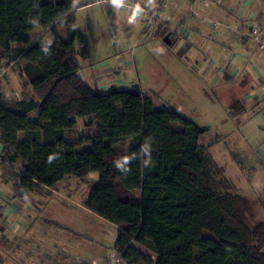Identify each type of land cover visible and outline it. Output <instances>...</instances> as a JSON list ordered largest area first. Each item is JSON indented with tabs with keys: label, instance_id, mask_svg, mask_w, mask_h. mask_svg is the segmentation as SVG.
Here are the masks:
<instances>
[{
	"label": "trees",
	"instance_id": "1",
	"mask_svg": "<svg viewBox=\"0 0 264 264\" xmlns=\"http://www.w3.org/2000/svg\"><path fill=\"white\" fill-rule=\"evenodd\" d=\"M75 10L74 0H0V76L21 57L36 95L11 108L0 104L1 140L12 147V162L23 163L21 184L51 188L68 175L97 172L86 206L118 226L115 248L126 264H264V222L248 225L239 209L244 199L222 190L214 178L217 168L203 142L209 129L175 109L156 107L138 84L106 92L89 86L78 75L75 42L85 38ZM58 23L68 40L60 36ZM159 30L169 33L167 27ZM47 32L54 41L45 55L41 39ZM19 42L22 46H13ZM81 50L86 56L88 50ZM79 121L98 123L96 132L71 141L67 133ZM149 139L151 167L135 160L123 176L114 160L138 152ZM125 141L130 146L119 151ZM52 152L60 158L47 164ZM137 189L141 199L135 201L131 193ZM133 242L154 252L156 261Z\"/></svg>",
	"mask_w": 264,
	"mask_h": 264
},
{
	"label": "rangeland",
	"instance_id": "2",
	"mask_svg": "<svg viewBox=\"0 0 264 264\" xmlns=\"http://www.w3.org/2000/svg\"><path fill=\"white\" fill-rule=\"evenodd\" d=\"M74 1L77 26L85 38L75 42L80 75L95 68L110 73L109 68H113L124 82L142 85L159 107L175 109L188 120L209 129L208 138L203 142L209 146L208 154L217 168L214 178L222 183V190L239 193L244 199L239 209L243 210L248 225L256 228L262 225L264 84H258L255 72L250 71L246 77L248 82L242 85H233L222 78L213 82L205 74L209 60L200 68L194 55L182 48L185 38L180 34L172 35L171 43L167 44L165 31L156 27L145 31V23L139 16L121 18L119 13H108L106 5L100 2L83 6L91 0ZM196 9L200 11L202 7L197 5ZM56 27L68 40L65 27L61 23ZM174 27L171 23L168 31ZM28 37L35 36L31 32ZM203 39L213 44L208 38ZM48 40H54L50 32L41 39L43 43ZM19 44L23 43L16 45ZM82 47L88 50L86 56L82 54ZM157 48H162L163 53L158 54ZM116 62H121V66L116 67ZM108 64L110 67L103 69ZM24 67L21 57L6 65L0 76V104L11 108L19 101L36 98ZM261 74L264 76V71ZM255 94H260L261 99H253ZM241 104L243 110L239 111ZM232 110L239 112L233 114ZM96 128L97 125L87 126L79 121L67 136L71 141H78L81 135L94 134ZM18 135L23 140L24 133ZM130 144L125 141L117 149L123 151ZM86 147L87 143L78 148ZM13 154L12 147L0 138V263L99 264L105 255L107 264L115 251L118 226L88 211L85 205L98 173L91 172L85 178L68 175L56 188H25L20 181L23 163L20 159L12 162ZM131 194L135 201L141 199L140 190ZM133 243L156 261L154 252Z\"/></svg>",
	"mask_w": 264,
	"mask_h": 264
},
{
	"label": "crops",
	"instance_id": "3",
	"mask_svg": "<svg viewBox=\"0 0 264 264\" xmlns=\"http://www.w3.org/2000/svg\"><path fill=\"white\" fill-rule=\"evenodd\" d=\"M141 1L147 3V0ZM93 2H100V4L102 5L105 4V10L108 13H119L121 18H126L129 15L137 17L136 12L133 11V9H131L130 7L124 6L120 9H117L113 5H111L109 0H91V2L82 5H89ZM190 5V2L188 1H178L177 3L168 7V11L170 10L175 25L174 30L170 32L173 33V36L178 37L180 34L181 38H183L182 34L179 33L181 29L180 26H184L188 30H190V34L187 39H185V43L182 42L181 44L182 48L194 55V59L198 62L200 68H204L205 63H208L209 60V65L205 68L206 76L213 80V82H216L218 78H222L226 82L230 83L231 81L233 85L237 83L242 85L248 82V78L246 77L250 71H253L258 78V84H264V76H262L261 74V71H264V52L258 50L257 46L253 42L248 41L244 37L247 15H249L251 10L253 9L263 10L264 4H261L260 2L252 4H242L238 2V4L235 5L233 4V0H225L222 3H213L211 7L201 6L202 9L200 11L197 10L201 14V16H203L207 20L216 19L222 23V26L218 30L215 37H211L209 34V21L194 16L191 11ZM194 6L196 8L197 5L195 4ZM62 38L65 39L64 37ZM203 38H208V40H211L213 44L210 45L209 42L205 41ZM53 41L54 40H51V42ZM16 44L18 43H14L13 46H15ZM201 45L203 46V49ZM19 46L20 44L16 45L15 47ZM119 64H121V62H118L116 67L121 66ZM259 64H261V66ZM106 67L109 68L110 64L106 65L103 69H105ZM109 69L111 72L107 73L105 71L99 70L98 68H95L91 69L92 72H84V75H80L79 70L78 75H80L89 86L93 87L94 89H99L103 92L108 91L112 87L130 88L132 87V85L138 84L135 82L130 83L127 80L126 82H124L122 78L114 73L113 68ZM123 69L125 68H122L121 70ZM140 86L141 88L143 87L142 85ZM142 91L145 95L149 96L148 94H146L143 88ZM253 97V99L256 98L257 100L261 99L260 94H255ZM151 99L155 103L156 107H159L152 97ZM241 107L243 108V104H241ZM232 112L233 114H235L238 111L235 112L232 110ZM33 114H36V119V117L38 116L37 110L31 113V119H33ZM97 124L98 123H96L95 125ZM18 134H20V132ZM1 136L2 134L0 133V138ZM60 182H58L56 185H54V187L51 188H56ZM86 209L95 213L92 209H88L87 206ZM99 264H106L105 255L103 259L99 260Z\"/></svg>",
	"mask_w": 264,
	"mask_h": 264
},
{
	"label": "built area",
	"instance_id": "4",
	"mask_svg": "<svg viewBox=\"0 0 264 264\" xmlns=\"http://www.w3.org/2000/svg\"><path fill=\"white\" fill-rule=\"evenodd\" d=\"M178 1H188L190 2V8L194 16H198L201 19H205L195 8V4L200 7H211L213 3H222L225 0H154L153 5H148L146 2L144 3L141 0H126L125 7H130L135 11L136 6L139 5L143 12L137 14L140 18H142L145 23V31H149L156 27L158 29H164L168 27L171 23H174L172 16L167 12L168 7L177 3ZM238 2L242 4H252V3H263L264 0H233V4H238ZM136 12V11H135ZM210 23V36L215 37L218 30L221 28L222 23L219 20H207ZM180 33L182 36L187 39L190 34V31L184 27L180 26ZM244 37L253 42L258 50L264 52V8L263 10L253 9L247 15L246 19V28L244 32ZM134 49V47H133ZM124 259L121 253L117 248H115L114 253L110 258L107 259V264H123Z\"/></svg>",
	"mask_w": 264,
	"mask_h": 264
},
{
	"label": "clouds",
	"instance_id": "5",
	"mask_svg": "<svg viewBox=\"0 0 264 264\" xmlns=\"http://www.w3.org/2000/svg\"><path fill=\"white\" fill-rule=\"evenodd\" d=\"M111 5L115 8L120 9L125 6L126 0H109ZM148 5H153L154 0H147ZM136 14L143 12V9L139 5L136 6ZM31 23H37V20H30ZM51 40H48L44 45H42V51L45 55L50 54ZM158 54L163 53L162 48H157L155 50ZM60 158L59 152H52L47 156L46 163L52 164L54 161ZM140 160L144 168H149L152 165V143L149 140H146L139 148L138 152H133L129 155L119 156L114 160L115 168L123 175L127 176L131 171L130 164L135 161ZM27 198V197H25Z\"/></svg>",
	"mask_w": 264,
	"mask_h": 264
},
{
	"label": "water",
	"instance_id": "6",
	"mask_svg": "<svg viewBox=\"0 0 264 264\" xmlns=\"http://www.w3.org/2000/svg\"><path fill=\"white\" fill-rule=\"evenodd\" d=\"M164 42L167 44L171 43L170 33L166 34V36L164 37Z\"/></svg>",
	"mask_w": 264,
	"mask_h": 264
}]
</instances>
